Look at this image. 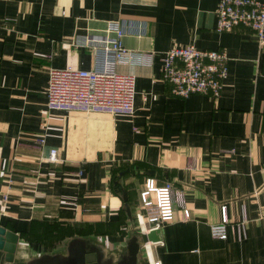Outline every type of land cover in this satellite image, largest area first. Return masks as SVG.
<instances>
[{"label": "crops", "instance_id": "crops-1", "mask_svg": "<svg viewBox=\"0 0 264 264\" xmlns=\"http://www.w3.org/2000/svg\"><path fill=\"white\" fill-rule=\"evenodd\" d=\"M218 2L0 0V225L19 233L16 260L0 253V264H38L68 254L78 238L107 263L127 261L148 176L184 189L187 201L152 243L163 264H264V47L250 27L218 31ZM116 19L127 47L153 52L152 61L116 67L136 75L134 114L48 109L50 67H93L77 36ZM190 43L227 51L219 97L175 95L162 77L165 51ZM119 169L128 171V204L113 182ZM223 203L227 238L211 228ZM137 256L148 264L143 248Z\"/></svg>", "mask_w": 264, "mask_h": 264}, {"label": "built area", "instance_id": "built-area-1", "mask_svg": "<svg viewBox=\"0 0 264 264\" xmlns=\"http://www.w3.org/2000/svg\"><path fill=\"white\" fill-rule=\"evenodd\" d=\"M218 31L247 26L253 29L264 47V0H219L217 6ZM125 28L118 20L108 21L102 32H87L77 36V43L87 47L94 55L91 68L67 65L50 67L46 90L47 107L50 110L83 111L86 113H109L133 115L136 110V75L121 72L118 63L152 61V51L127 47L123 42ZM229 55L226 50L202 49L194 43L174 45L167 49L163 58L162 77L172 83V93L187 97L203 93L217 98L222 94L229 73ZM45 138L40 137V141ZM232 153L233 149H225ZM58 148L52 147L49 160H57ZM7 195H5V199ZM175 204L187 211L184 189L171 182L159 185L153 176H148L139 192L135 209V228L138 234L162 228L175 217ZM222 219L212 224L215 237H228V205H221ZM246 230V219L236 227V237L241 238ZM142 243L148 264H163L160 258L150 253L152 243Z\"/></svg>", "mask_w": 264, "mask_h": 264}, {"label": "water", "instance_id": "water-1", "mask_svg": "<svg viewBox=\"0 0 264 264\" xmlns=\"http://www.w3.org/2000/svg\"><path fill=\"white\" fill-rule=\"evenodd\" d=\"M123 197L127 199L125 191ZM128 213L132 216L130 208H128ZM162 239V228L153 229L149 233H142L141 235L138 232L134 233L128 241L127 254L122 257V259L127 257L128 260L120 261L118 264H140L137 262V255L142 249V243L148 240L160 241ZM81 240L84 241V244L87 241L84 238H78V246L73 248L68 254L45 255L46 259L41 262L39 261L38 264H111L107 263L106 259H102L100 252L94 250L88 251ZM79 244L83 246L81 247ZM18 248L19 233L0 225V253L3 254V260L9 262L15 261Z\"/></svg>", "mask_w": 264, "mask_h": 264}, {"label": "trees", "instance_id": "trees-1", "mask_svg": "<svg viewBox=\"0 0 264 264\" xmlns=\"http://www.w3.org/2000/svg\"><path fill=\"white\" fill-rule=\"evenodd\" d=\"M128 171L126 169H119L116 173L113 175V182L118 188V190L122 193L124 196V191L126 192L127 199H124L126 203L128 204V199L130 197L128 189L123 185L122 178ZM131 209V208H130ZM132 211V210H131Z\"/></svg>", "mask_w": 264, "mask_h": 264}, {"label": "rangeland", "instance_id": "rangeland-1", "mask_svg": "<svg viewBox=\"0 0 264 264\" xmlns=\"http://www.w3.org/2000/svg\"><path fill=\"white\" fill-rule=\"evenodd\" d=\"M175 207H176V204H175ZM81 242L84 244V241H83V240H81ZM63 243H64V241H57V243L54 245V247H55V248H59V247L63 246ZM79 245H80L81 247L83 246V245H81V244H79ZM89 246L92 247V244H91V243H85V244H84V247H85L86 249H88ZM123 256H124V255H122V257H123ZM122 257H121V260H123ZM109 261H110V260L108 259L107 262H109Z\"/></svg>", "mask_w": 264, "mask_h": 264}, {"label": "bare ground", "instance_id": "bare-ground-1", "mask_svg": "<svg viewBox=\"0 0 264 264\" xmlns=\"http://www.w3.org/2000/svg\"><path fill=\"white\" fill-rule=\"evenodd\" d=\"M151 251V250H150ZM152 252V251H151ZM153 253V252H152ZM152 255V254H151Z\"/></svg>", "mask_w": 264, "mask_h": 264}]
</instances>
